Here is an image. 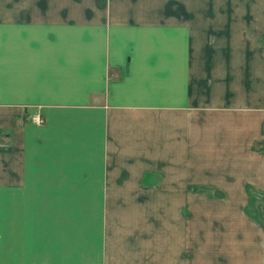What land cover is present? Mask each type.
<instances>
[{"label": "crops", "instance_id": "obj_1", "mask_svg": "<svg viewBox=\"0 0 264 264\" xmlns=\"http://www.w3.org/2000/svg\"><path fill=\"white\" fill-rule=\"evenodd\" d=\"M0 264H264V0H0Z\"/></svg>", "mask_w": 264, "mask_h": 264}, {"label": "built area", "instance_id": "obj_2", "mask_svg": "<svg viewBox=\"0 0 264 264\" xmlns=\"http://www.w3.org/2000/svg\"><path fill=\"white\" fill-rule=\"evenodd\" d=\"M33 122L38 124V125H41L43 124L45 121H44V118L41 116V115H36L32 118Z\"/></svg>", "mask_w": 264, "mask_h": 264}, {"label": "rangeland", "instance_id": "obj_3", "mask_svg": "<svg viewBox=\"0 0 264 264\" xmlns=\"http://www.w3.org/2000/svg\"><path fill=\"white\" fill-rule=\"evenodd\" d=\"M157 212H159V211L157 210ZM64 257H65V256H64ZM66 258H69V259H70V258H71V255H69V256L66 257ZM61 259H65V258L62 257ZM85 259H86L85 255H83V256H81V257H78V258L76 257V260H85ZM62 261H64V260H62Z\"/></svg>", "mask_w": 264, "mask_h": 264}]
</instances>
